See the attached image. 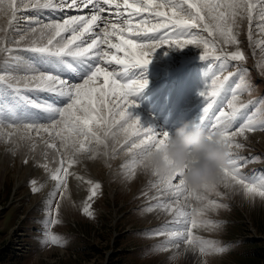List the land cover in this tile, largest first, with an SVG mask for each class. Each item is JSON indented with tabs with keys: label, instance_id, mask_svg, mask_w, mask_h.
Segmentation results:
<instances>
[{
	"label": "rangeland",
	"instance_id": "obj_1",
	"mask_svg": "<svg viewBox=\"0 0 264 264\" xmlns=\"http://www.w3.org/2000/svg\"><path fill=\"white\" fill-rule=\"evenodd\" d=\"M26 1H22L24 9ZM16 2L0 0V28L3 24L4 30L0 31V80L18 88L19 85L31 86L36 77L32 80L29 76L39 73H22L19 70H23V65L17 70L10 68L6 62L14 60L15 51L19 46H24L28 30L45 22L63 21L65 17L41 19L26 10L15 14L17 17L13 22L10 12L14 16L13 9L20 7ZM126 4L131 7L126 16L128 22H121L128 26H119L118 29L136 32L137 40V46L129 43L130 47L126 49L141 58L143 54L150 53L152 59L146 61L163 69L202 58L200 62L189 63V67L179 76L180 87L188 85L202 103L211 107L216 102L222 108L217 125L221 124L223 118H241L242 121L234 130L224 135L218 132L217 137L203 141L207 147L199 150L201 153L176 148L175 141L167 134L173 151L170 157L173 155L176 158L174 164L166 168L164 175L174 176V179L167 183L164 181L170 177H159L138 187L134 193L128 180L123 179V174L134 171L139 163L132 167L124 165L118 168L115 165L114 171L121 174L110 180L106 175L103 177L101 171L93 173L85 161L82 163L80 159L74 160L68 155L66 158L70 160L66 164L48 161V157L52 156L48 154L49 150L46 158H41L43 161H37L39 155H36V159L24 156L21 163L13 160V173L4 174L0 181V264H264V0H127ZM114 5L117 6L113 4L111 7L114 8ZM27 16L32 18L25 23L18 21ZM49 26L40 27L51 28L53 32L44 37L45 40L55 33L53 25ZM54 29L57 31L58 26L55 25ZM142 33H146L149 39L146 40ZM70 34H66L64 39ZM126 39H123L124 43ZM113 40L108 41L115 43ZM140 40L147 42H138ZM103 41L108 42L107 39ZM45 42L59 45L54 39ZM45 42L40 41L39 44ZM120 42H117L119 52L126 47ZM140 44H143L144 50L139 47ZM28 45L33 46L32 43ZM108 47L112 54H116L112 46ZM125 55L124 52L120 53V56ZM111 57L114 58L113 55ZM99 72L97 69L96 73ZM43 77L45 80L38 83L41 84L39 88L54 86L53 82H46L47 78ZM103 77L106 74H101V79L91 76V80H94V84H102ZM109 83L111 89H119L112 93L114 97L109 111L112 124L127 107L130 117L127 115L128 122L120 127L129 125L135 115L142 114V128L137 129L133 142L123 148L125 151V148L130 149L133 144L148 137L149 130L158 124L137 105V101L123 93L116 81L110 80ZM79 85L80 82L73 86ZM14 87L5 86L0 92L8 91L7 88L15 90ZM61 91L64 92L63 89ZM164 92L168 97V89L161 94ZM96 95L99 96L100 92ZM84 96L74 94L70 103L59 105L60 118L49 123H35L30 126V132L22 123L24 121L12 124L19 121H12V117L11 121H6L9 117L4 111L10 113L12 109L1 105V114L6 117L0 118V128L9 129L13 134L22 132L11 137L13 140L8 147L17 148L24 155L23 146H33L32 143L37 141L34 129L43 128L39 133L49 139L53 129L60 127L61 134L67 136L66 149L74 150L71 142L75 139L94 140L93 143L98 141L101 145L106 138L105 151L119 153L110 142L116 128L110 136V130H104L102 120L95 119L89 109L91 105ZM120 96L123 98L115 101ZM124 98L133 102H127ZM35 101L49 102L50 95L42 94ZM53 101L54 105L56 100ZM26 102L32 103V98L26 97ZM15 103L13 105L21 106L20 102ZM91 108L96 110L98 106L92 105ZM35 110L34 113L39 115L40 111ZM19 113L22 111H16L13 117L21 116ZM102 114L105 116L106 111H102ZM90 129L93 132L102 130L100 140ZM163 136H154L155 142L150 143L148 148H137V158L151 153ZM4 148L1 145L0 152ZM81 148L83 152L95 153L88 145ZM58 152L59 157L64 156L61 149ZM212 154L216 155L213 162L220 160L218 163L210 162ZM198 160L205 166L196 165ZM5 161L1 165L2 170ZM32 167L42 169L45 174L40 176L34 173ZM217 175L243 186L242 191L251 195L250 200L242 201L225 193L224 188L215 181ZM22 177L25 180L20 179ZM17 179L20 180L18 183ZM149 185L154 187L150 189ZM156 185H159V189L169 185L166 191L168 196L163 195L165 192H156ZM74 191H79V196L73 198L71 194H75ZM47 192L50 193L49 199H46ZM173 203L184 207L178 206L177 212L169 213L165 218L157 215ZM154 233H160L159 238L153 237Z\"/></svg>",
	"mask_w": 264,
	"mask_h": 264
},
{
	"label": "bare ground",
	"instance_id": "obj_2",
	"mask_svg": "<svg viewBox=\"0 0 264 264\" xmlns=\"http://www.w3.org/2000/svg\"><path fill=\"white\" fill-rule=\"evenodd\" d=\"M22 1H24V0H17L16 5L17 6H20V7H15L13 9L14 16L12 14V11L10 12V18L13 17L11 19L13 22H14L15 18L17 17L15 14H19L21 12H26V10H28V11L29 10H40V9H43L44 10L47 7L49 8V7L57 6V7H59L57 9L62 8V9H60V11L62 13L65 10L67 12L65 14H62L63 15L62 18L65 17L63 21H53L52 23L45 22V23H42V24L38 25L37 27H35L33 29L28 30L27 32L29 34L27 35L26 40H28V39L29 40L31 39V40L30 41H26L25 40L24 41V46H19L20 48H18V49H21V48H29V49H41V48L42 49H54L58 45H55V44L54 45H51V44H47L48 42H45V41H51L53 39L56 40L57 42H55V43H57L59 45H62L63 43H66V45L62 47V48H64V47H68L70 44L76 43V41H78V40H83L85 38H89V36H90L91 33H95V34L96 33H99V34H101L99 37H96L94 40L91 41V45L101 46V50H105V48L108 47V46H112L113 47L112 49H118V46L119 45H118L117 42H120L121 41L122 43H124L123 42V39L127 38V37H122V38L119 37L118 38L119 34H118L117 31H119L120 29H117L115 32L112 31V30H110L108 25H113V24L110 23V24L107 25V22L109 21V20H106V19H108L107 18V15L103 11H101V10L100 11L99 10H96L99 6H101V4H103V5L106 6L108 0H101V1L100 0H28V1L25 2V7H26L25 9L22 8L23 7ZM112 1H114V0H112ZM212 1H214V0H212ZM247 1H251V0H246V2ZM252 1H254V0H252ZM117 2H119V0H117ZM122 2H123V0H120V3H122ZM113 4L114 3H108V5H110V6L113 5ZM66 8H68L70 10H68ZM114 8H116L115 5H114ZM103 9L107 11L106 8H103ZM54 14H56V12H54ZM31 18H32L31 16H27L25 18L18 19V21L25 23L26 21H28V19H31ZM57 19H60V18H57ZM48 25H50V26L53 25V29L52 30L55 33H54L53 36L50 35L51 37H49V39H46L45 40L43 38L46 37L49 33H53V32L51 31V28L50 29L49 28L43 29V28H40V27H43V26H47L48 27ZM55 25L58 26V30L57 31L54 29V26ZM14 26H16V24H14ZM61 30H62V32H61ZM0 31H4L3 30V24H2V26L0 28ZM110 31L113 34L112 33L110 34ZM100 32H102V33H100ZM68 33H71V34L66 39H64L65 36H66V34H68ZM59 34H61L62 36L61 35L59 36ZM112 35H114V38L112 37ZM38 36H40V38L34 39L35 37H38ZM105 39H107V41L110 40V39H112V40L114 39L113 41L115 43H111L109 41L108 42H104L103 40H105ZM40 41H44L45 43L44 44H39ZM29 43H32L33 46H29L28 45ZM129 43H131L132 45H136L135 44L136 42L133 39L127 38L126 39V43H124L126 45V47L124 49H122L121 52H119L117 54H112L111 53L112 52L111 49H109V51L107 49V52L110 55H113L114 58H120V59H124V60H136L137 62H141V63H151L150 61H148V62L146 61V60H151L152 59V56L150 55V53L143 54V56L141 58L138 54H134L129 49H126V48H129L130 47V44ZM87 47L88 46H86V48ZM139 47L143 49V44H140ZM137 51L140 52L139 50H137ZM122 52H124L126 54L125 57L120 56V53H122ZM18 54L23 55L21 53H16L14 60H10V61H8L6 63L12 69L15 68V69L18 70L19 69L18 67L20 65H23V67H22L23 69H27L28 68L27 67V64L21 60L22 58H20L18 56ZM147 55H148V57H147ZM97 69L100 70L99 73H96V70ZM97 69L94 71V73L91 76H93L94 78L101 79V74H106V77L105 78L103 77L104 79H103V83L102 84L101 83L100 84H94L95 82H93L94 80H91V76H89L88 78L82 79L80 81H78V79H74L75 80L74 82H71L73 80V78L71 77V78H68L67 82H69V84L71 83L70 85L72 87L70 88V91H73L74 94H79V95H82V96H84L85 93H86V95L84 96V97H86V99L84 98L85 101L88 102L91 106L92 105L93 106L94 105H97L98 106V109H96V110L92 109L91 106H90V108L89 107L88 108L91 109L92 114H94V116L96 117L95 119H97L98 121L102 120L101 123H104V124H102L104 126V130L105 129L110 130L108 132V134L110 136L114 134V130L116 128V134H115V136H113L111 138L110 142L112 143L111 144L112 147H117V150H119V153H117L113 149H112V151H114L113 153L112 152L105 151V147H107L106 146V141H105L106 138H104L101 141V145H100V143L98 141H96V143H93L94 140L90 141V140H83V139H81V140L80 139H75L73 142H71L74 145V150L66 149L67 147L65 148V146H68V143L66 142V139L65 138L67 136L61 134V132L59 131L61 129L60 127L53 129V131H52L53 134H52L51 138L48 137L49 139H47V137L45 136V134L43 135V134H40L39 133L42 130H44L43 128H40L39 127V128L34 129V131H33V133L35 134L34 136H37L38 137L37 138V141H34V143H32L33 146H31L30 144L29 145L28 144L27 145H24L23 148L25 149V153H24V155H22V154H20L17 151V148H13L12 146L8 147L9 144H11L12 143V140H13L11 137H14V136L16 137L17 135L22 134V132L19 131V132H16V133L13 134V133L10 132L11 130L4 129V128L1 127L0 128V146L1 145L2 146H5V148L2 149V151L0 152V162H1L0 163V181L2 180L4 174H6V175L9 174L10 175V174L13 173V160H17L18 162L21 163L22 162V159H24V156H26V157H29L30 156L33 159H36L38 157V155H39L40 157L37 158V161H41L42 160L41 158H43V157L46 158L45 157V154H47L48 150L50 151L48 154H51L52 155L51 157L50 156L48 157L49 158L48 161L56 162V163L65 162L63 164H66V162L68 163L69 160H70V159L66 158V156L68 155L69 157H71V159L72 158L74 160L75 159L76 160L77 159H80V161H82V163L85 161L84 163L87 164V166L93 171V173L97 174L98 172L101 171V173L103 174V177H105V175H106V177L108 179H110V180L112 178L114 179V178L118 177V175L121 174V173L119 174V173H117V172L114 171L113 168H114L115 165L119 168V167H123L124 165L130 167L131 165L133 166V164H135V163H139L136 166V169L133 167L134 168V171H129V172L123 174V179L125 181H126V179L128 180L127 182L130 184L131 192L132 193H134L135 190L138 187H142V185L147 184L150 181L151 182H154L159 177H162V178H169L170 177L169 179H166L167 181H164L163 180L164 182H167V183H168V181H171V179H174V176H170V175L165 176L164 175V173L167 171L166 168L168 166H170L171 164H174V159L176 157L173 156V155H172V157H170V155L173 154V151H172V149L170 148V145H169L170 142L168 141V138H170V137L167 136V133L164 130L158 131V129H159L158 126H153V128H151L149 130V136L147 135L148 137H145L144 139H141V142L139 141L140 143L133 144L130 149L125 148V151H123V148L127 144L133 142V139L132 138L135 137V134L137 133V129L142 126L141 123H140V119L142 118V114L135 115L134 118L131 119V121L129 122L130 124L129 125L127 124L128 126L126 125L125 127H120L121 124H126L128 122V118H126L127 115L130 117V115H129L130 114V111H128V107H127V110L125 109L126 111L123 114L120 115V117L118 118V120H116V122H114L112 124L111 123L112 120H113L112 119V114H111V112H109L111 110V108H112L110 106V103H112V100H113V97H114V95H112L113 91H118L119 89H117V87H113V89H111V87H109L110 80L111 81H114V82H115V80L113 78L112 71L107 66L98 67ZM19 72H21V71H19ZM29 77H31L32 80L34 79V77H36L35 80L32 83V84L37 83V84H34L36 86H40L41 84H38V83L39 82H42V80H45V78L43 77V75H37V76L31 75ZM76 80H77V82H76ZM95 81H99V80H95ZM22 82H24V81H22ZM79 82H80V85L78 87H74L73 86V85H78ZM84 82H89V83L87 84V83H84ZM22 84H24V83H22ZM54 84H57V83H54ZM117 84H118V82H117ZM12 89L13 88H11V89L10 88H7L8 91H2V92H0V106L2 105L3 107H6L8 109H9V106H10L11 109H12V112H10V113L9 112H6V111H4V112L8 116L12 117L11 118L12 121L19 120L18 122H14L12 124H20V122L21 121H24V120L20 119V117H21L20 115H18L17 117H13L14 116V113H16V111H20L21 110L23 112V114H24V119L25 120H28V119H26L27 118V112L25 111V109L22 106H15V105H13L15 102H13L14 92L12 91ZM46 89L51 90L52 87L49 86ZM75 90H76V92H75ZM97 92H100V95L99 96L96 95ZM88 94H89V96L87 97ZM162 95L166 96V93L164 92V93H162ZM121 98H123V97L120 96L115 101H120ZM124 99L127 102H130V101L133 102L132 100H128L126 98H124ZM78 102L81 103V101H78ZM162 102H164V98L161 97L160 100H159V104H162ZM119 103L117 104L118 108H120L119 107ZM75 104H76V102H75ZM120 105H122V103ZM82 107H84V106H82ZM34 109L40 111L39 112V115H36L34 113V110H33L31 113H29L28 116L33 115L31 117L33 119H43L44 120V116H46V115L42 113L43 108H39L38 107V108H34ZM36 110H35V112H36ZM102 111H106V115L105 116L102 114ZM19 114H21V113H19ZM57 118H60V116L57 117ZM56 119H54V120H56ZM117 121H119L120 123L117 122ZM22 123L23 124H26V126L28 127L27 128V131H29L30 128H31L30 127L31 125H27L28 123H25V122H22ZM38 123L41 124V122H38ZM54 126L56 127L57 124H55ZM143 130L144 129H142V131ZM46 132H49V131H46ZM24 133L27 134L26 132H24ZM101 133H102V130L101 131H95V132H93V135L97 139L100 140ZM155 134L156 135L157 134H162L164 136L161 137L162 139H159L160 140L159 143L156 144L155 148L153 147L154 148L153 150L150 148L151 151H152L151 153H149V154L146 153L148 155H145L144 154L145 156H143L141 159H138L137 158V155H136L137 148H139L141 146H143V147L146 146L148 148V145L150 143L155 142V140L153 141L154 136H156ZM259 139H263V138H259ZM110 142H109V144H110ZM95 144H97V145H95ZM82 145H88L90 148H93L95 153L94 154L89 153L90 152L89 149H88L89 152H83L84 150H82V148H81ZM33 147H36V148H33ZM59 149L62 150V152L64 154L63 157H59L58 156L59 155V152H58ZM83 149H85V147H83ZM36 155H37V157H36ZM191 156H189V157H191ZM6 157H7V159L5 161L4 159ZM53 160H55V161H53ZM3 161H5V168H4V170L1 169V165H2ZM179 161L181 162V159ZM197 164H200L201 166H205L199 160L196 161V165ZM81 168H82V166H81ZM32 169H34V173H36V174H38L40 176H42L43 174H45L44 171L42 169H40V168L38 169L37 167H32ZM73 169H74V167H73ZM172 169H174V167ZM161 173L164 176L161 175ZM84 174H86V173H84ZM18 177L19 176H17V178ZM217 177H216L217 180H215V179L214 180L216 181L217 185L219 184V187L224 188L225 193L228 192L230 195L234 196V198L240 199L242 201L250 200L251 195L249 193H247V192L243 193V191H242L243 190L242 189L243 186H241L240 184H237L235 181L230 180V179H227L225 177H222V176H219V175H217ZM20 179L23 180L24 177H22ZM16 181L18 183V181H20V180L17 179ZM169 184H171V182ZM149 186H151V185H149ZM156 186H158V188H155V190H157L156 192H165V194H163V195L164 196H168V194H166V191L169 189V185H166V186H164V188H161V189H159V185H156ZM178 186H179V184H178ZM153 187H154V185H152L150 187V189H152ZM151 191H153V190H151ZM74 192H76V193L75 194H71V196L73 198H75L76 196H79V191H74ZM174 193H176V192H174ZM46 195H47L46 196V199H49L50 193L47 192ZM178 206L179 207H184L182 205H177V204H174L173 203L172 205L170 204L168 206V209L167 210L163 209V211L160 212V214H157V215H161V216H163L165 218V216H168L169 213L177 212L178 210H176V208ZM160 210H162V209H160ZM37 218H40V217H37ZM156 225H158V224H156ZM179 228H181V227H179ZM152 236L153 237L158 236V238H159L160 233H154V234H152ZM158 238H156V239H158Z\"/></svg>",
	"mask_w": 264,
	"mask_h": 264
}]
</instances>
